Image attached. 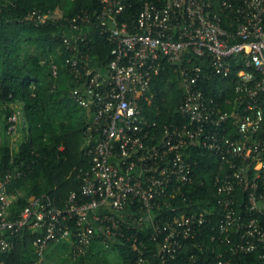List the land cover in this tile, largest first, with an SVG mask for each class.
Here are the masks:
<instances>
[{"label":"built area","instance_id":"obj_1","mask_svg":"<svg viewBox=\"0 0 264 264\" xmlns=\"http://www.w3.org/2000/svg\"><path fill=\"white\" fill-rule=\"evenodd\" d=\"M130 1L100 0L99 10L63 19L72 95L88 111L83 136L89 165L76 170L79 189L62 208L44 194L31 198L15 219L9 218L11 175L0 183V264L15 249L6 234L26 228L41 230L33 264L44 261L52 243L69 240L70 253L79 257L94 239L105 248L133 243L136 264H147V231L159 264H184L189 246L205 255L198 264H241L240 254L254 252L264 264V0H145L127 23L121 16ZM31 15L44 22L35 9ZM90 28L111 45L106 65L86 52ZM164 63L174 65L183 91L178 112L186 122L159 128L143 96ZM238 65L233 99L221 102L199 87L213 76L230 79ZM8 121L13 135L17 114ZM189 146L215 158L211 209L183 191L194 183ZM238 187L245 192L241 204ZM198 237L207 245L195 243ZM188 260L197 261L196 255Z\"/></svg>","mask_w":264,"mask_h":264},{"label":"trees","instance_id":"obj_2","mask_svg":"<svg viewBox=\"0 0 264 264\" xmlns=\"http://www.w3.org/2000/svg\"><path fill=\"white\" fill-rule=\"evenodd\" d=\"M144 2L131 0L121 19L130 23L139 14ZM100 7V0H0V183L11 175L7 184V192L12 196L10 219L18 217L31 198L46 194L56 207L62 208L70 193L79 189L76 170L89 165L83 136L88 111L72 95L76 84L69 72L68 51L62 42L66 32L63 19L82 11L99 10ZM34 9L44 18V22H37L31 15ZM88 38L90 41L86 52L101 65H106L110 59L111 45L93 28H90ZM53 66L56 67L55 75ZM239 68V65L233 67L230 79L213 76L199 82V87L207 96L221 102L233 99L232 80ZM182 98L183 91L174 65L164 63L162 71L153 77L148 92L143 96L149 118L156 120L159 128L168 123H185L178 112ZM224 109L231 108L226 105ZM16 110L21 115V126H17V121L16 129L23 131V139L13 147L7 129L10 125L8 118L16 114ZM189 147L190 155L187 157L194 164V183L183 191H191L189 196L192 200L203 201L211 209L215 206V158L197 146ZM234 195L237 204L245 200L242 187H238ZM40 231L26 228L13 235L7 233L6 237L14 242L15 249L1 256L3 263L36 262L38 256L33 242L41 234ZM150 233L147 231L148 236L143 237L147 244L146 262L159 264L152 256L156 252V245L155 240L149 238ZM194 242L207 245V241H201L199 237ZM92 243L100 246L97 252L93 249L89 252L88 247L79 257H73L70 250L66 255V243L60 244L66 258L63 261L101 264L102 258L112 250L120 257L121 264H136L138 249L133 243L121 241L106 248L107 252L99 239H94ZM209 247L205 251L213 260L214 254L210 253L212 247ZM213 247L217 252L223 251L222 246ZM201 253L197 247L189 246L184 264L202 262L205 255ZM190 254H195L197 261L190 262ZM258 254H240L236 261L260 264ZM41 264H50L45 254Z\"/></svg>","mask_w":264,"mask_h":264},{"label":"crops","instance_id":"obj_3","mask_svg":"<svg viewBox=\"0 0 264 264\" xmlns=\"http://www.w3.org/2000/svg\"><path fill=\"white\" fill-rule=\"evenodd\" d=\"M19 114L20 113L18 112V114H17L18 120L21 119V115H19ZM62 243H66L65 244L66 255L68 254L69 250H71V242L69 240H63L61 242H55V243L50 244L45 251V259L47 258V260L50 264H53V263L55 264L58 260L61 259V257H63V249L60 248V244H62ZM96 245H98V243L97 244L92 243L89 246V252H91L93 249V251L96 253L97 249L100 248V246H96ZM102 247H104V246L102 245ZM90 249H91V251H90ZM108 253H109V251H108ZM86 262H88V261H86ZM65 264H73V262L71 260H68V262H66ZM88 264H89V262H88Z\"/></svg>","mask_w":264,"mask_h":264},{"label":"rangeland","instance_id":"obj_4","mask_svg":"<svg viewBox=\"0 0 264 264\" xmlns=\"http://www.w3.org/2000/svg\"><path fill=\"white\" fill-rule=\"evenodd\" d=\"M16 114H18V111L16 112ZM18 125L21 126V119L18 120L17 126ZM7 136L10 137L9 140H10L11 144L13 145V147H16L17 146L16 143L23 139V131L20 132L19 130H17L16 133H14L13 135L9 134ZM0 139H1V136H0ZM105 250L107 252V249H105ZM107 255H108L107 257L104 256L102 258L101 264H121L120 258L115 251L110 250ZM63 259H66V258H64V256L61 257V259L58 260L55 264H65L66 262H68V261H63Z\"/></svg>","mask_w":264,"mask_h":264}]
</instances>
